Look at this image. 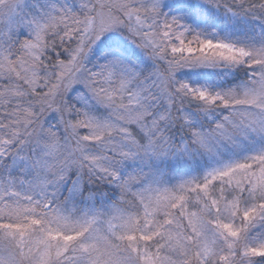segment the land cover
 Segmentation results:
<instances>
[{
	"label": "snow or ice",
	"instance_id": "obj_1",
	"mask_svg": "<svg viewBox=\"0 0 264 264\" xmlns=\"http://www.w3.org/2000/svg\"><path fill=\"white\" fill-rule=\"evenodd\" d=\"M0 264H264V0H0Z\"/></svg>",
	"mask_w": 264,
	"mask_h": 264
}]
</instances>
